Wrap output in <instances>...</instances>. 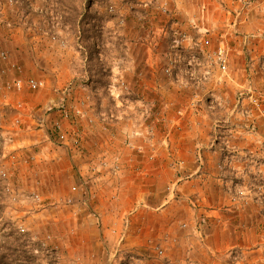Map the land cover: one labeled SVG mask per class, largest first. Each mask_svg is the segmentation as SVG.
<instances>
[{
  "label": "crops",
  "instance_id": "1",
  "mask_svg": "<svg viewBox=\"0 0 264 264\" xmlns=\"http://www.w3.org/2000/svg\"><path fill=\"white\" fill-rule=\"evenodd\" d=\"M192 1L199 12L185 5L187 10H184L177 23H173L172 28L182 26L187 28L192 37H200L199 41H202L206 54L225 46L229 54L227 72L220 71L218 66H212L207 77H203L200 67L198 82H188L183 67L178 73L175 71L173 76H148L147 69L159 67L158 61L161 56L164 59L168 46L162 47L151 41L128 45L127 51L134 60L133 71H128L126 76L130 78V83L139 86L136 89L142 95V102L145 99L155 100L156 103L159 101L154 117L158 124H142L139 128L140 135L132 127L130 130H123L129 133L125 136L128 142L116 141L110 137L111 134L88 128V121L85 119H79L74 125L62 120L68 135L74 131L80 133L82 141L88 146L93 141L92 157L98 155V160L93 158V164L100 162L103 154L99 153L103 150L113 152L115 148H119L122 151L119 155H109L105 160L109 163L119 160L122 168L120 174L110 175L109 169L103 170L102 167L98 168L96 175L93 174V186L99 189L93 192L98 198L89 203L84 201L83 204L85 209L91 208L96 214L87 216L80 224L89 228L92 234L86 233L82 238L81 230L76 231V234L72 230H66L61 238L66 246H69V241L81 244L80 248L68 249V263L71 257L78 259L76 255L79 254L84 261L75 264H180L184 257L176 254L172 248L165 251L159 248L163 251L162 256H149V244L166 240L173 244L181 242L182 238L175 234L173 227L180 226V222L184 220L200 227L198 232L201 235L203 227L210 226L208 223L213 222L212 216L216 214L215 207L219 203L226 206L227 212L236 213L232 218L237 220L232 222L227 218L225 225L232 226L234 222L236 227L243 225L245 218L238 214L242 209L230 198L232 187L229 180L232 177L229 173L231 168L236 169L234 171L237 177L243 179L248 174H260L264 163V112H260L261 115L249 124L237 123L234 118L229 124L218 122L234 116L233 102L241 94L245 104L251 94L259 97L264 108V0H253L251 7L246 10L243 0H189ZM163 29L159 28L157 34ZM21 34L23 35L22 32ZM164 34L167 33L164 31ZM187 42L184 41L186 45ZM44 44L29 41L28 44L17 46L19 43L14 40L10 45L14 46L11 55L18 56L20 53V57L24 56L25 50L28 51L29 48L31 56L28 57V70L40 74L41 60L45 64L52 60L47 56L50 48L44 47ZM55 46L59 48L57 44ZM69 53L61 48L58 51L57 56L62 57L60 68H51V83L55 82L56 85H51V89L49 86L39 94L40 102H33L32 95L27 92L12 93V102L27 100L32 108L42 106L47 109L52 107L53 102L56 103L54 105L60 102L62 93L55 92L63 87L69 88L75 99L83 98L86 89L78 84L79 76L72 69L73 56ZM22 63H26V60L23 59ZM210 63L207 60L205 67L210 68ZM12 65L14 63L6 65L1 62L3 78L8 79L12 75ZM188 65L185 62L183 66ZM214 70L216 72L212 74ZM132 74L136 80L131 78ZM43 92L46 98L42 96ZM214 99L221 101L215 104ZM146 115L147 110L142 117ZM58 120H61V116L56 110L49 113L43 123L32 120L36 125L32 126L35 130L29 132L26 142L35 148L49 147V144L50 147L46 155L35 153L27 166L36 173L38 161L43 157V162L53 166L54 171L48 186L56 192L54 188L60 183L64 186L62 194L70 199V195L76 190L74 187L79 184L75 180L76 172H79L76 167L80 165L78 163L84 164L81 168L88 166L87 155L75 154L71 149L73 145L59 146L53 141L50 129L52 122ZM151 131L157 133L155 138L149 136ZM41 134L44 135L42 138ZM214 136L221 140L217 142ZM152 147H157L158 152L151 153ZM235 151L239 155L238 161L233 159L235 156L232 152ZM12 174L16 175L14 178L19 176L18 172L11 171ZM30 176L32 181L37 180L31 174ZM68 203V207L79 208L78 203ZM128 213H133V216L125 219ZM150 216L155 217L156 221L150 220ZM235 242H239L237 236ZM83 247L88 250L82 255L80 250L83 251ZM197 258L196 255L193 256V264H197Z\"/></svg>",
  "mask_w": 264,
  "mask_h": 264
},
{
  "label": "rangeland",
  "instance_id": "2",
  "mask_svg": "<svg viewBox=\"0 0 264 264\" xmlns=\"http://www.w3.org/2000/svg\"><path fill=\"white\" fill-rule=\"evenodd\" d=\"M187 1L0 0V64L1 62L6 65L14 63L15 66L12 65L14 71L8 79L3 78L0 71V111L2 112L0 117V245L5 241L12 240L10 234L26 236L33 242L41 243L45 248L54 249L58 256L57 264H75L78 261L83 263L84 260L79 257V254L76 255L78 259L71 257L68 263L67 256L70 253L68 249L80 248L81 244L69 241V246H66L62 243L61 238L65 235L66 230H72L74 233L81 230L82 238L86 233L92 234V231L88 230L89 228L80 224L87 219V216L96 214V211H92L91 208L85 209L83 204L84 201L89 203L98 198L93 192L95 189L99 190L93 186V174H97L99 167H102L103 170L108 168L110 175L120 174L122 168L119 160L113 161V163L105 160L109 155H119L122 151L119 148H115L113 152L107 149L103 150L99 153L103 154L100 156V162L93 164L95 161L93 158L98 156L92 157L93 141L88 146L85 141H82L80 133L76 131L70 133L67 140H63L55 128L56 122H52L50 130L53 133L52 139L57 145H73V148H70L75 151V154L87 155L88 166L81 168L84 164L78 163L80 165L76 167L79 172H76L75 180L79 183L80 188L74 187L76 190L68 199V196L62 194L64 186H61L60 183L54 188L56 192L48 186L54 171L53 166H48L43 162V157L38 161L36 173L27 166L35 153L46 155L50 147L49 144V147L38 146L35 148L34 145L26 142L29 132L35 130L32 126L36 125L32 120L36 119L39 123H43L45 117L56 110L61 116V120L57 122L62 123V120L65 119L69 125H74L79 119H85L86 122L88 121V128H96L106 134H111L110 137L116 141H128L125 136L129 133L123 130H130V127L132 130L137 129L138 135H140L139 128L142 124H158L154 117L159 101L156 103L155 100L145 99V102H142V95L136 89L139 86L130 83V78L126 76L128 71L130 73L133 71L132 62L134 60L128 53L127 46L149 43V41L154 44L159 43L162 47L168 46L164 59L161 56L158 61L159 67L154 66L152 69H147L148 76L154 74L160 77L162 75L163 78L173 76L175 71L178 73L183 67L187 81L198 82L200 80L199 68L201 67V74L203 77H207V71L210 68L205 67V63L212 59L218 48L206 54L202 47V41H199L200 37L199 39L193 37L195 41H199V45L184 53L177 69L171 73L166 72V67L171 64L168 53L173 41L171 33L173 23H177L182 18L184 10H187L185 5H189L199 12L193 1ZM249 1L252 5L253 0ZM244 2L245 0L242 2L245 10L251 7V5H245ZM162 27L163 31H159L157 34L158 29ZM178 27L187 31V28ZM18 30L22 31L18 32ZM164 31L167 33L166 35ZM14 40L19 43L17 46L22 43L28 44L29 41L45 43L44 47L50 48L47 56L52 60L49 64H45L44 60H41L40 74L32 73L31 70H28V57L31 56L29 48H27L28 51L25 50L24 56L20 57V53L18 56L11 55L14 46L10 45L14 43ZM56 44L59 48L55 46ZM60 48L62 51L68 50L69 54L73 56L72 69L79 76L78 84L86 89L84 91L86 95L82 96L83 98L75 99V95H71L67 87L59 88L57 92L52 88L53 92L57 94L61 92L62 98L67 97L70 116L64 118L59 109L62 98L57 105H54L56 103L53 102L52 107L49 106L47 109L42 106L32 108L27 104L29 103L27 100L13 103L12 93L27 92L32 95L33 102H40L41 98L38 96L41 97V95L39 94L49 86L51 89V85H56L55 82L51 83V78H53L51 68H60L62 63V57H58ZM23 59L26 60V63H22ZM185 62L189 65L183 66ZM189 70L191 73H188ZM215 72L216 70L212 74ZM31 77L43 79L46 82V87L33 91L28 87L17 89L9 88L7 85L18 78ZM133 77L136 80L132 74L131 78ZM43 93L42 96L45 97L46 94ZM237 100L238 98L233 102L234 116L230 119L224 118L218 124H229L233 118L237 123L249 124L261 115L260 111L256 109L250 115H243L239 108L236 109ZM220 101L214 99L215 104ZM251 105L253 106L250 99L246 104L244 103L246 108H251ZM145 110H147V115L142 117ZM227 120L229 121L227 122ZM39 127L42 128L41 125ZM148 134L151 138H155L157 135L153 131ZM43 136L41 134V138ZM101 138L103 137L101 136ZM104 138L109 139L108 136ZM214 140L218 142L221 139L214 136ZM41 142L44 143V141ZM157 152L158 148L152 147L151 153ZM232 155L235 156L233 157L235 161L239 160L236 151L232 152ZM95 159L98 160V157ZM234 170L236 169L231 168L229 173V176L232 177L229 180L232 187L230 198L242 209L238 214H242L245 218L243 225L236 227V222L232 223L237 220L232 218L236 213L227 212L226 206L219 203L215 207L216 214L212 216L213 222L208 223L211 224L210 226L203 227L201 235L198 232L200 227L185 220L181 221L180 226L173 228L175 234L180 236L182 241L175 244L167 240L150 243L148 255L162 256L159 253V248H163L164 251L167 248H172L176 254L184 257V261L180 264L195 263H192V258L195 255L198 257L197 264H264V163L261 165L260 174L256 172L248 174L249 176L245 179L237 177ZM11 171L18 172L19 176L14 178L16 175H11ZM3 172L6 173L5 176H1ZM29 173L37 180L32 181ZM104 183H107L105 179ZM243 191L246 193L244 194ZM68 202L78 203L79 208L66 206ZM252 214H254L253 218ZM130 216L132 217L133 213L126 214L125 219ZM227 218L232 220V226L225 225ZM220 219H222L221 222ZM150 220L156 221V218L150 216ZM236 236L239 238L238 243L235 242ZM82 250H80V254L83 255L88 249L83 247Z\"/></svg>",
  "mask_w": 264,
  "mask_h": 264
},
{
  "label": "built area",
  "instance_id": "3",
  "mask_svg": "<svg viewBox=\"0 0 264 264\" xmlns=\"http://www.w3.org/2000/svg\"><path fill=\"white\" fill-rule=\"evenodd\" d=\"M245 5L250 6L251 1L245 0ZM173 34V41L170 46V52L168 53L171 64H169L166 67V72L171 73L173 70L177 69V66L179 62L182 60L184 53H186L189 50L195 49L199 45V41H195L194 38L187 32L184 31L182 28L178 26H174L171 30ZM184 41H188V45L184 43ZM228 60H229V54L225 46H220L215 53L213 54L212 59H210V69H208L207 74L211 72L212 66H218V68L222 71H227L228 69ZM188 73H191L190 70ZM9 88H17L21 89L24 87H28L30 90L38 91L44 87H46V82L43 79H37V78H18L14 80L13 82H9L8 84ZM243 95L241 94L237 100L236 108H239V111L243 115H250L252 111L254 112V109L264 112V108L262 107L263 103L259 99V97L254 96L251 94L250 100L253 106L251 108H246L243 103ZM59 109L61 110L64 118H68L70 116V110L68 108L67 103V97H63L61 102L59 103ZM2 116V112L0 111V117ZM56 130L60 133V136L63 140L68 139V132L63 127V124L61 122H56L55 124ZM1 137V136H0ZM67 142V141H66ZM6 173H2L1 176H5ZM160 254L163 253L162 250L159 251Z\"/></svg>",
  "mask_w": 264,
  "mask_h": 264
},
{
  "label": "trees",
  "instance_id": "4",
  "mask_svg": "<svg viewBox=\"0 0 264 264\" xmlns=\"http://www.w3.org/2000/svg\"><path fill=\"white\" fill-rule=\"evenodd\" d=\"M10 234L12 240L0 245V264H57L54 249L45 248L31 238Z\"/></svg>",
  "mask_w": 264,
  "mask_h": 264
}]
</instances>
